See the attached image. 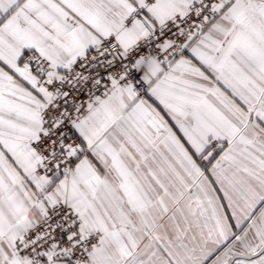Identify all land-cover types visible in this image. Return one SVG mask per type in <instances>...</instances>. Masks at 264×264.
<instances>
[{"label":"snow or ice","instance_id":"1","mask_svg":"<svg viewBox=\"0 0 264 264\" xmlns=\"http://www.w3.org/2000/svg\"><path fill=\"white\" fill-rule=\"evenodd\" d=\"M0 264H264V0H0Z\"/></svg>","mask_w":264,"mask_h":264}]
</instances>
